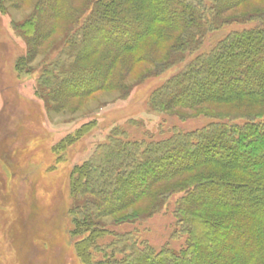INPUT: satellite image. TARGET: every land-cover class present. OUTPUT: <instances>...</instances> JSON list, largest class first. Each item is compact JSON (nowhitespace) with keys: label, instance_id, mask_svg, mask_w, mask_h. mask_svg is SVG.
Returning <instances> with one entry per match:
<instances>
[{"label":"rangeland","instance_id":"rangeland-1","mask_svg":"<svg viewBox=\"0 0 264 264\" xmlns=\"http://www.w3.org/2000/svg\"><path fill=\"white\" fill-rule=\"evenodd\" d=\"M135 3L148 7L147 0H131L123 8L133 11ZM87 4L88 0H0V264H85L77 243L88 238L92 228L100 231L92 244L94 261L126 235L156 252H181L189 240L177 215L184 184L228 168L201 162L155 180L144 195H131L120 208L96 215L88 228L78 222L79 206L91 195L75 191L76 169L96 164L117 139L152 143L222 119L242 123L244 116L263 108L246 95L240 100H200L191 106L169 101L167 107L157 94L227 34L255 27V18L264 14V0L213 1L207 13L218 24L209 32L201 26L195 29V37L184 46L177 45L180 31L175 26L157 21L149 28L139 24L132 37L116 44L101 42L104 37L82 42L79 34V47L74 42L57 52L63 37L77 32L78 20L89 16ZM108 47L114 48L111 54ZM76 49L80 66H102L92 72L98 78L73 72L53 80L50 70ZM79 78L92 81L76 85ZM233 173L242 175L239 169ZM166 190L170 191L163 194ZM207 211L215 219L229 216L219 207L198 208ZM195 236L203 237L201 230ZM258 239L264 249V233ZM229 264H264V253Z\"/></svg>","mask_w":264,"mask_h":264},{"label":"trees","instance_id":"trees-1","mask_svg":"<svg viewBox=\"0 0 264 264\" xmlns=\"http://www.w3.org/2000/svg\"><path fill=\"white\" fill-rule=\"evenodd\" d=\"M129 1L88 0L89 16L83 22L78 20L77 32L66 34L56 51L74 42L78 46L79 34L82 42L90 43L93 38L100 41L104 37L101 42L116 44L132 37L139 24L149 28L157 21L175 26L180 31L177 45L184 46L195 37V29L201 26L209 32L218 24L207 13L213 8V1L218 0H147V9L135 3L133 11L123 8ZM255 20L258 21L255 27L233 31L208 52L197 55L157 98L164 106L169 101L191 106L200 100H240L246 95L252 102H261L262 110L245 118L241 116L242 123L222 119L152 143L117 139L105 147L96 164L76 169L79 176L74 179L75 191L91 195L79 206L78 222L88 228L96 215L120 208L131 195H144L155 180L201 162L228 168L227 172L204 173L184 184L185 195L178 202L177 215L189 235L186 248L181 252L170 249L156 252L126 235L119 236L111 252L102 250V258L94 261L92 244L100 231L92 228L89 237L77 243L78 254L85 264H229L237 258L253 260L264 253L259 239L255 240L264 233V14ZM203 40L204 37L199 46ZM76 51L57 61L55 69L50 70L53 80L57 82L60 77L74 73L98 78L92 72L100 71L102 66H80ZM107 51L111 54L114 48L108 47ZM91 81L79 78L75 84L87 85ZM233 169H239L242 175L237 176ZM203 205L219 207L229 216L215 219L208 211L198 212ZM197 230H201L203 237L195 236ZM120 253L125 254L122 259L116 256Z\"/></svg>","mask_w":264,"mask_h":264}]
</instances>
